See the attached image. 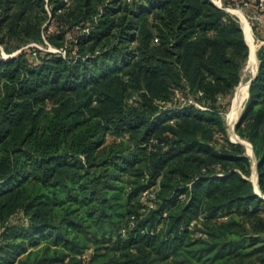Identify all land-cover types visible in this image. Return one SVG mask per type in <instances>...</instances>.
Masks as SVG:
<instances>
[{"label": "trees", "instance_id": "16d2710c", "mask_svg": "<svg viewBox=\"0 0 264 264\" xmlns=\"http://www.w3.org/2000/svg\"><path fill=\"white\" fill-rule=\"evenodd\" d=\"M1 43L20 51L0 60V264H264V47L237 126L261 194L222 115L250 55L237 17L0 0Z\"/></svg>", "mask_w": 264, "mask_h": 264}, {"label": "rangeland", "instance_id": "374dc122", "mask_svg": "<svg viewBox=\"0 0 264 264\" xmlns=\"http://www.w3.org/2000/svg\"><path fill=\"white\" fill-rule=\"evenodd\" d=\"M214 4H216L218 7H221L220 4H222V7L223 9H225L226 11H228L230 14L234 15L235 17H237V19L240 21L241 25H242V28L244 30V33H245V36H246V32H245V29H244V26H243V23L240 19V17L234 12L235 9H241L244 14L246 15L250 25H251V28H252V39H253V42L255 43V48H256V52L258 54L259 50L264 47V26H263V12L262 11H258V9H251L249 7H244L241 0H211ZM221 7V8H222ZM46 26L48 27L49 31H54L55 29V23L50 19L46 22ZM247 38V36H246ZM248 41V39H247ZM30 45H33V46H36V47H39L43 50H51V47L54 48V49H57V47L55 46H51V45H42V44H37V43H31ZM20 50L18 51H14L13 53H8L4 50V47H3V44L1 43L0 44V60H6V59H9L11 57H13L15 54H17ZM52 51V50H51ZM259 57V55H258ZM259 62L261 64V61L259 59L258 61V66H259ZM254 66H255V63L254 62H249L246 61L245 65H244V68L242 69V75H243V79L244 80H250V78L254 75V73L257 71H254ZM258 66H257V69H258ZM253 70V71H252ZM235 96H236V89H234V91L230 94H228L226 97H224L221 102H222V115L224 116L225 118V121L227 123V126H228V131H229V135L231 137V139L234 141V137L232 135V127L230 126L231 125V122H230V119H229V114L232 110V106L234 105V100H235ZM249 98H250V90L248 92V94L246 95V97L243 99L242 101V104H241V113H240V117H238L240 121L241 117L247 112V105H248V101H249ZM239 123V122H238ZM238 123L236 124V127L234 128L235 131L239 134L238 132ZM239 136L244 139V140H248L247 138H244L242 137L240 134ZM249 141V140H248ZM250 142V141H249ZM243 144L246 145V151L249 155H251L254 159V164H253V167H254V170L251 174V179L252 180H255V173L257 171L256 169V164L258 166V158L254 157L251 153H253L252 150H250V147L249 145L247 144V141L246 142H241ZM256 156V155H255ZM152 194V193H151ZM23 214H15L13 219L14 221H20V220H23ZM252 222V221H251ZM250 221H245V224L247 226V228L249 230H251L254 226L252 225ZM258 223V222H257ZM3 230V227L0 225V234H1V231ZM253 232V231H252ZM198 234H201L200 232H198ZM259 235L264 238V232L263 233H259ZM246 240L243 238L242 239V244L245 245L246 244ZM91 251H88V255L90 254Z\"/></svg>", "mask_w": 264, "mask_h": 264}, {"label": "bare ground", "instance_id": "6f19581e", "mask_svg": "<svg viewBox=\"0 0 264 264\" xmlns=\"http://www.w3.org/2000/svg\"><path fill=\"white\" fill-rule=\"evenodd\" d=\"M234 12L240 17L242 23H243V26H244V29H245V32H246V36H247V39H248V42H249V45H250V55H249V62H254L255 63V66H254V71H258L257 69V66H258V61H259V57H258V54L256 52V48H255V43L253 42V33H252V28H251V25L246 17V15L244 14V12L241 10V9H235ZM259 67V66H258ZM253 71V70H252ZM257 71L255 73H257ZM251 79V78H250ZM250 90V80H244L243 79V75H242V81L241 83L239 84V86L237 87L236 89V96H235V100H234V105L232 106V110L229 114V119H230V122H231V127H232V135L233 137L238 140V141H241V142H246L247 141V144L249 145L250 147V150H252V144L251 142H249L248 140H244L242 139L239 134L235 131V125H236V122L238 121L237 119H239L238 117H240V113H241V104H242V101L243 99L246 97V95L248 94ZM258 180V173L256 171L255 173V181L257 182Z\"/></svg>", "mask_w": 264, "mask_h": 264}, {"label": "water", "instance_id": "95a60500", "mask_svg": "<svg viewBox=\"0 0 264 264\" xmlns=\"http://www.w3.org/2000/svg\"><path fill=\"white\" fill-rule=\"evenodd\" d=\"M246 40H247V38H246ZM247 42H248V41H247ZM248 44H249V43H248ZM259 68H260V62H259V67H258V71H257V73H254V75H253V76L251 77V79H250V87H251L252 82L254 81V79L257 77V75H258V73H259ZM238 122H239V120L236 122V124H237ZM235 127H236V125H235ZM234 141H235V142H241V141L236 140L235 138H234ZM251 144H252V143H251ZM252 151H253V153H251V154L256 158L253 144H252ZM256 169H257V173H258V180H257V182H256L255 180H253V181H254L255 186H256V188H257V191H258V190H260V184H259V181H260V175H259V172H258V166H257V164H256ZM258 193L261 194L260 191H258Z\"/></svg>", "mask_w": 264, "mask_h": 264}, {"label": "built area", "instance_id": "2783aa9c", "mask_svg": "<svg viewBox=\"0 0 264 264\" xmlns=\"http://www.w3.org/2000/svg\"><path fill=\"white\" fill-rule=\"evenodd\" d=\"M251 2H252V0H244V2L242 4H243L244 7H250ZM261 3H264V0H261ZM220 6L222 7V4H220ZM262 12H263V19H264V11H262ZM262 21L264 23V20H262ZM51 50L52 51H60V52L66 53V51L64 49H59V48L54 49V48L51 47ZM177 94H178V96L181 97L182 100H185V97L181 96L180 92H177ZM147 193H148V191L145 192V194H147Z\"/></svg>", "mask_w": 264, "mask_h": 264}]
</instances>
